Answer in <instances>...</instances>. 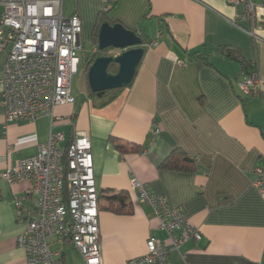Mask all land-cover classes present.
<instances>
[{"label": "crops", "instance_id": "1", "mask_svg": "<svg viewBox=\"0 0 264 264\" xmlns=\"http://www.w3.org/2000/svg\"><path fill=\"white\" fill-rule=\"evenodd\" d=\"M75 12L80 38H87L102 12L151 43L131 85L105 106L89 97L86 84L79 95L72 92L73 104L55 107L52 118L6 123L0 105V177L37 154L51 132L63 135L62 150L82 132L91 142L103 264L143 257L151 237L169 244L152 208L132 190V179L165 196L201 235L171 251L167 264H264V202L253 186L254 168L264 169V23L243 20V8L225 0H63L64 16ZM227 47L252 68L244 73L239 62L219 52ZM6 60L7 51L0 52V101ZM252 70L263 86L244 97L237 82ZM111 139L141 151L119 153ZM175 151L187 163L159 168ZM28 187L0 178V264H27L16 245L23 226L13 201ZM118 193L128 196L131 214L105 209L106 197ZM34 200L26 196L23 205ZM48 242L60 264H81L71 245Z\"/></svg>", "mask_w": 264, "mask_h": 264}, {"label": "built area", "instance_id": "2", "mask_svg": "<svg viewBox=\"0 0 264 264\" xmlns=\"http://www.w3.org/2000/svg\"><path fill=\"white\" fill-rule=\"evenodd\" d=\"M225 1L243 8V20L264 23V0ZM2 6L0 52L7 51V60L0 105L5 122L52 118L55 107L74 103L71 81L86 59L80 18L76 12L64 16L63 0H2ZM237 86L247 97L260 90L263 80L252 70ZM63 140L61 133L51 132L37 154L18 160L1 174L10 185H29L25 195L13 201L16 222L23 226L16 245L25 252L27 264H60L59 255L49 248L50 238L71 245L79 253L81 264H103L90 138L75 132L65 150L58 147ZM253 173V186L264 202V169L257 166ZM131 188L152 208L169 244L151 237L148 253L126 264H167L171 251L187 240H200L198 230L187 223L180 209L168 205L165 196L152 195L134 179ZM26 196L35 198L33 206L23 205Z\"/></svg>", "mask_w": 264, "mask_h": 264}, {"label": "water", "instance_id": "3", "mask_svg": "<svg viewBox=\"0 0 264 264\" xmlns=\"http://www.w3.org/2000/svg\"><path fill=\"white\" fill-rule=\"evenodd\" d=\"M98 52L107 49L120 50L116 56L97 57L87 71V85L91 93L100 98L105 92L129 86L144 55L141 38L122 24L113 26L103 23L98 31ZM110 65H116L114 74L108 72Z\"/></svg>", "mask_w": 264, "mask_h": 264}, {"label": "trees", "instance_id": "4", "mask_svg": "<svg viewBox=\"0 0 264 264\" xmlns=\"http://www.w3.org/2000/svg\"><path fill=\"white\" fill-rule=\"evenodd\" d=\"M101 16H102V12H99L97 14V21H99L101 19ZM104 23H108L111 26L118 24L117 21L111 20L109 18H107V20ZM137 35L141 38L143 47H145V45H148L151 43L150 39L146 38L144 35H142V34H137ZM94 39H95V44L97 46V31L94 34ZM109 50H112V49H107L105 51H109ZM219 52L226 55L228 58L239 62L244 73H246V71L249 68H252L251 63L246 61L240 55L239 51H237L235 49L228 48V47L227 48H221V49H219ZM100 54H101V56H105V55H103L102 52ZM193 56H197V55H193ZM96 58H97V56H93L92 59H88V60L85 59L84 65H83L84 72L88 71L89 67L91 66V64L93 63V61ZM204 60H205V58H204ZM110 68L112 69V65H110L108 69H110ZM114 73H116V72H114ZM129 86H127L125 88L113 90V91H107L100 98H97L95 94L91 93L89 88H87V89H88L89 97H91L95 100H98L100 102V106H105V105L109 104L110 102H112L113 100H115L118 97V95L124 89L128 88ZM111 142L114 144V148L119 153H126L128 151L139 153L141 151V147L140 148L136 147V146L130 147V145H128V144L118 143L119 141L117 139H111ZM128 146H129V148H128ZM187 161H188L187 157L182 152L175 151V152L171 153L160 164L159 168L180 169L184 166V164L187 163ZM64 188H66V187H64ZM64 197H65L64 201L66 202V195ZM106 200L108 201V205L105 208L107 211L112 212V213L117 214V215H129L132 213V206L130 203H128V196L126 194L118 193L115 195H111L109 197H106ZM98 203H99V196H98ZM59 263H60V260H59Z\"/></svg>", "mask_w": 264, "mask_h": 264}, {"label": "rangeland", "instance_id": "5", "mask_svg": "<svg viewBox=\"0 0 264 264\" xmlns=\"http://www.w3.org/2000/svg\"><path fill=\"white\" fill-rule=\"evenodd\" d=\"M107 18H109V14L102 13L101 19L99 21H97V18H96L94 27L91 30L90 34H88L87 38H85L83 35L81 37V42L83 44V55L85 56L87 60L92 59L93 56H97V57L101 56L100 54L101 52L99 53L96 48L94 34L97 31V35H98L100 26L107 20ZM121 52L122 51L120 50H109V51H104L102 53L105 56H116L120 54ZM116 71H117L116 65H112V69L111 68L108 69V72L110 74H114V72ZM85 84L88 88L87 72H84L83 63L81 61L78 67V72L75 76H73L72 81H71V90L73 94L79 95L83 91ZM87 92H88V89H87Z\"/></svg>", "mask_w": 264, "mask_h": 264}]
</instances>
